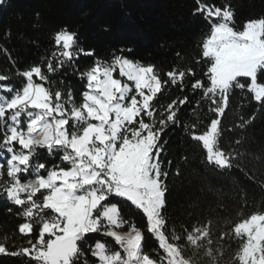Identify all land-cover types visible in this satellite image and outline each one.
Returning <instances> with one entry per match:
<instances>
[{
    "label": "snow or ice",
    "instance_id": "obj_1",
    "mask_svg": "<svg viewBox=\"0 0 264 264\" xmlns=\"http://www.w3.org/2000/svg\"><path fill=\"white\" fill-rule=\"evenodd\" d=\"M190 14L204 25L199 54L181 67L177 51L163 75L132 48L100 58L68 27L22 69L0 43V257L264 264V210L245 215L257 194L264 201V151L248 135L264 114V17L239 23L231 0H192Z\"/></svg>",
    "mask_w": 264,
    "mask_h": 264
},
{
    "label": "trees",
    "instance_id": "obj_2",
    "mask_svg": "<svg viewBox=\"0 0 264 264\" xmlns=\"http://www.w3.org/2000/svg\"><path fill=\"white\" fill-rule=\"evenodd\" d=\"M221 2L217 0V3ZM231 4L236 9L239 23L264 17V0H231ZM191 7L192 0H5V4L0 6V43H5L12 51L18 60L17 66L22 69L29 63L38 62L55 30L68 27L77 31L84 46L94 48L100 58L110 59L113 51L122 47L132 48V53L125 54L157 65L163 75L177 62V51L186 57L181 67L191 62L193 55L199 54L196 45L204 25L190 14ZM37 13L39 27H33L37 23ZM105 27L108 31L104 30ZM7 31L12 33L10 41L4 39ZM83 60L82 67L92 62L91 58ZM8 67L7 59L0 56V70ZM68 79L77 90H82L75 77ZM178 94L173 89L167 99ZM240 102L241 94L237 90L233 103ZM244 111L245 115L255 111L254 102L245 104ZM248 135L251 150L264 151V114L257 113ZM171 143L177 152L181 151L179 130L172 133ZM193 167H199L198 161H193ZM186 191L191 196L197 194L195 187ZM257 204L264 210V201L259 194L253 207L245 210V215L257 210ZM5 218L0 210V220ZM12 227L14 221H9L4 230L10 231ZM235 247L233 244V249ZM0 264H15V261L0 257Z\"/></svg>",
    "mask_w": 264,
    "mask_h": 264
}]
</instances>
